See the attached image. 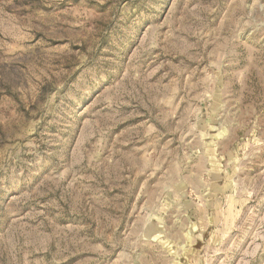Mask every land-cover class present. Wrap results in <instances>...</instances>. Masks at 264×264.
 Listing matches in <instances>:
<instances>
[{"label":"rangeland","instance_id":"1","mask_svg":"<svg viewBox=\"0 0 264 264\" xmlns=\"http://www.w3.org/2000/svg\"><path fill=\"white\" fill-rule=\"evenodd\" d=\"M0 264H264V0H0Z\"/></svg>","mask_w":264,"mask_h":264}]
</instances>
